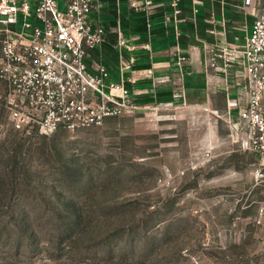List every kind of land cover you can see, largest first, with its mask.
I'll list each match as a JSON object with an SVG mask.
<instances>
[{
    "label": "rangeland",
    "instance_id": "rangeland-1",
    "mask_svg": "<svg viewBox=\"0 0 264 264\" xmlns=\"http://www.w3.org/2000/svg\"><path fill=\"white\" fill-rule=\"evenodd\" d=\"M0 100V264H264V176L182 102L30 134Z\"/></svg>",
    "mask_w": 264,
    "mask_h": 264
},
{
    "label": "built area",
    "instance_id": "built-area-1",
    "mask_svg": "<svg viewBox=\"0 0 264 264\" xmlns=\"http://www.w3.org/2000/svg\"><path fill=\"white\" fill-rule=\"evenodd\" d=\"M99 2L0 0V100L12 129L26 134L75 130L141 108L123 79H112L104 63L89 61L106 35L94 16ZM243 4L253 9L244 47L211 48L204 69L225 74L233 69L243 76L245 102L231 103L238 111L235 117L227 113L225 123L231 140L256 155L257 172L264 176V0ZM117 44H124L121 35ZM185 60L176 57L180 71Z\"/></svg>",
    "mask_w": 264,
    "mask_h": 264
},
{
    "label": "crops",
    "instance_id": "crops-1",
    "mask_svg": "<svg viewBox=\"0 0 264 264\" xmlns=\"http://www.w3.org/2000/svg\"><path fill=\"white\" fill-rule=\"evenodd\" d=\"M99 1L94 16L106 35L89 61L104 63L112 79H123L137 104L182 102L213 110L224 122L227 113L235 117L231 103L241 106L246 99L243 76L233 69L206 72L204 62L211 48L244 47L253 9L243 0H149L145 6L146 0ZM120 35L123 45L117 44ZM179 54L186 57L183 71L176 66Z\"/></svg>",
    "mask_w": 264,
    "mask_h": 264
}]
</instances>
